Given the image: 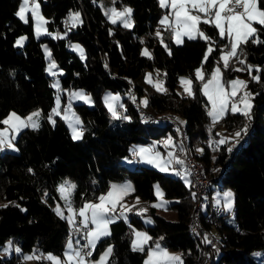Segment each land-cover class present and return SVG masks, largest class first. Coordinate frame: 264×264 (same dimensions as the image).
<instances>
[{"label":"trees","instance_id":"trees-1","mask_svg":"<svg viewBox=\"0 0 264 264\" xmlns=\"http://www.w3.org/2000/svg\"><path fill=\"white\" fill-rule=\"evenodd\" d=\"M97 1L38 0L41 14L49 21L46 24L48 29L67 34L62 39L42 36L36 40L30 19L24 25L15 16L19 0H0V120L10 111L23 116L37 109L41 110L43 117L39 130L23 129L18 134L16 153H0V201L5 204L14 201L20 206L10 204L7 208H0V247L10 240L23 253L37 249L60 255L69 236V225L53 211L55 205L61 204L57 185L68 180L77 186L72 194L73 207L77 208L104 192L109 182L128 180L135 189L125 197L128 201L134 197L144 202L153 200L154 183L160 186L164 198L175 200L169 205L176 212L173 222L155 215L152 207H148L147 213L154 222L145 227L135 213L128 214V220L134 227L144 228L152 237L145 251L153 246L154 241L164 237L161 245L179 251L184 264L202 263L205 243L190 227L195 203L191 184L186 186L179 177L167 176L152 168H131L121 163L122 159L129 157V148L133 144L163 137L166 131L173 136L176 133L179 138L177 129L160 120L163 126L158 131L144 134L139 123L148 125L158 120L142 121L137 105L132 107L127 98L123 99L126 113L131 114L133 110L136 120L123 124L110 121L101 103V94L105 91H133L137 99L146 95L148 105L143 110L147 114L175 116L185 121L183 125L190 155L201 164L211 184L229 187L234 193L231 223L223 212L217 223L206 220L204 214L201 216V234L214 229L213 236L217 239L218 254L210 258V264H264V45L248 42L241 46L242 52L238 49L237 56L230 61L239 63L243 59L245 64L261 69V83L247 77L248 89L254 94L259 93L252 101L251 121L229 113L219 122L228 131L240 130L247 123V134L231 153L226 150L228 145L221 146L219 151L210 150L205 140L209 135L213 138L214 131L212 129L209 133L206 101L199 82L193 77V70L201 66L205 51L211 44L213 52L202 69L206 78L217 63L226 40L218 37L214 25L201 24L210 41L184 38L182 45H174L170 36L164 33L162 44L154 34L159 29L157 22L162 12L157 0H116L113 3L116 7H131L134 22L131 29L108 23L96 5ZM259 5L264 8V0H259ZM70 10L81 13L82 23L75 28L65 24ZM254 27L260 28L255 24ZM22 34L27 39L22 47L17 48L15 39ZM258 35L264 40V30H260ZM140 36H144L143 43ZM72 41L84 49V60L67 50V43ZM41 44L50 50L61 71L57 76L61 89H83L92 98L91 107L82 103L72 105L85 129L83 139L79 141L70 138L60 118H54L55 126L46 119L53 106L54 89L50 86L52 78L44 72ZM142 45L149 50L151 58L140 54ZM240 66L245 68V65ZM153 69L160 71L159 77L164 81L166 93L140 85L144 71ZM183 74L193 81L192 97L175 93L178 77ZM224 74L225 79L234 74L245 76L247 70L232 71L228 68ZM197 146L203 149L199 155L195 153ZM29 168L33 170L31 173ZM45 192L48 193L46 197ZM109 227L111 236L97 243L91 258L111 245L114 248L113 255L109 257L111 264H141L145 251H132L125 223L118 219ZM253 251H259L260 256L253 255ZM0 264L23 263L18 254H12L0 258ZM36 264L49 263L40 260Z\"/></svg>","mask_w":264,"mask_h":264},{"label":"snow or ice","instance_id":"snow-or-ice-1","mask_svg":"<svg viewBox=\"0 0 264 264\" xmlns=\"http://www.w3.org/2000/svg\"><path fill=\"white\" fill-rule=\"evenodd\" d=\"M115 2L116 0H113L114 4ZM159 6L161 8L171 9L168 14L161 18L159 24L171 31L174 43L177 45H182L185 37L188 40H197L199 38L206 42L210 41L211 38L205 34L200 25H214L219 31L220 39H226L228 42L225 44L224 48L220 49L221 54L219 61L223 62L224 69L229 68V62L233 57L237 56L238 49L242 52V45L248 42L254 45H264V40H261L258 35L260 30H264V8L260 7L259 0H159ZM101 8L104 15L112 24H117V22H119L125 28L130 29L133 27V10L130 7L125 6L120 11H117L115 7L105 9L103 5H101ZM27 12H31L37 38L41 35H49L52 36L53 39L63 38L59 33L53 35L45 28V25L49 23V21L41 14L38 0H22L18 11L15 12V16L27 24L29 23L26 17ZM81 23V13L70 10L68 18L65 21L66 26L71 25V27L75 28ZM254 24L259 25L260 28L254 27ZM109 33L111 34V29ZM66 34L67 33H65V35ZM156 36L161 39V43L163 44L159 29L156 32ZM26 39L27 38L24 36L17 38L14 46L22 47ZM141 43H143L142 39ZM42 47L44 48L45 58L50 61L45 71L48 72L49 75L55 76L57 73L54 72L53 69L57 68V65L47 46ZM71 47L78 51L81 60L85 59V53L82 47L79 45H71ZM164 47L167 50L168 46L166 44ZM212 52L213 48L211 44H209V47L205 51L201 66L195 70L196 80L201 82L200 91L203 96L207 98L208 104L210 105V107L206 106V114L211 120L208 129L210 134L212 128L229 113L232 115L239 114L243 116L246 121H251L254 107L252 101L255 95H259V93L254 94L248 90V81L239 78L226 82L222 81L223 73L219 67L213 68L212 72L207 75V79L205 80L206 74L202 69L204 68V63L209 60ZM169 54L171 55L170 51ZM141 55L151 58V54L146 49L141 52ZM239 63L245 65V68L233 69L234 71L247 70L252 81L261 83V69L259 66L245 64V60L243 59L239 60ZM105 67H107V64ZM254 68L257 73L256 75H252ZM146 81L153 84L157 92H167V89L163 87L164 81L158 80L153 83L150 73L146 75ZM180 83L183 87L184 94L192 97L194 95L192 88L193 81L186 77H180ZM50 86L57 90V95L55 106L47 115V121L55 126L56 120L53 119V117L59 116L68 124L73 141L83 139L85 129L82 126L80 117L74 112H71L70 105L61 111L59 93L63 90L61 89L59 80H56ZM262 87H264V85H262ZM69 96L71 99L83 100L86 104L92 103L91 96L84 93L83 90L71 92ZM130 98L135 101V96H131ZM119 101L120 97L118 94L113 95L108 93L104 97L105 106L111 114L112 119L130 120V117L125 115L124 112L118 111V109H124V105ZM140 103L144 106L148 105L147 99L142 100ZM42 118V113L39 109L29 113L26 117H21L15 111L9 112L3 120H0V124L5 126L0 129V152L5 150L18 151L15 144L18 134H20L23 129L30 128L33 131L39 130ZM184 123L185 121L180 120V124ZM248 127L249 125L245 123L244 126L231 137L221 136L218 140L210 139L209 147H212L214 151H219L221 150V146L230 144L226 150L228 153H231L244 138V135L247 134ZM177 131L179 132V129H177ZM216 135H219V133ZM162 144L165 149H173L172 151H168L167 157L161 156V154L155 150L154 145L150 147H140L135 151L134 155L138 156L143 163L157 168L160 172H169L171 170L175 175L184 179L186 186H189L190 181L186 178L185 170H176L171 167L173 164L181 166L184 164V161L175 154L176 146L173 144L172 137L169 136ZM179 150L181 152L184 151V146L182 144L179 146ZM197 151L202 153L203 149H197ZM215 159L216 157H213V160ZM28 171L31 173L33 170L29 168ZM214 171H219V169H214ZM76 187L74 183L68 180H65L59 185L57 191L60 193V199L64 201V205L62 208L60 204H57L53 209L60 219L67 221L70 228L69 239L65 246L63 258L57 257L51 253L37 255V249H34L32 254H23L22 249L15 246L12 241L7 242L3 250L0 251V255H7L10 251H14L22 257L23 261L46 260L50 261L51 264H111L109 257H111L114 252V248L111 245L100 254L98 259L90 258L93 257V252L97 248V243L101 241L102 238L111 236L109 227L111 224L121 218L127 222L126 213L131 212L135 206H126L122 201L124 197L134 192L135 189L130 182H126L123 185L112 184L107 193H102L96 197L97 203L85 201L83 205L77 209L73 207L72 202V194L76 190ZM44 195L46 197L48 193L45 192ZM154 195L157 201L152 207L166 209L170 202L163 199L164 193L159 185H154ZM192 195L193 198L196 197V193L193 192ZM233 198L234 193L231 190H227L222 194L217 193V195L213 197V200L216 206L222 207L223 211L231 212L234 203ZM139 203L140 198L137 197L136 204L138 205ZM10 204L15 207H20L14 201H9L6 204H0V208H7ZM65 210L67 211V215L64 214ZM21 211L26 210L21 209ZM146 212L147 209L141 207L138 209L137 214L143 216ZM77 217H79V220H77ZM153 222L154 221L150 217L145 220V223L148 224ZM193 231L195 232V228ZM132 232L134 235V239L131 242L132 251L144 252L145 246L149 244L152 237L149 236L147 232L137 231L135 229H132ZM75 233L80 234V239H75ZM74 239L76 247L73 245ZM81 239L85 241L82 245ZM163 239L164 237H160L159 240L154 241L153 246L147 248V256L144 260V264H184L182 254L170 253L166 247L161 245L160 241ZM203 243L212 244V240L205 235ZM213 247H215L214 244ZM254 255L260 254L255 253Z\"/></svg>","mask_w":264,"mask_h":264},{"label":"rangeland","instance_id":"rangeland-1","mask_svg":"<svg viewBox=\"0 0 264 264\" xmlns=\"http://www.w3.org/2000/svg\"><path fill=\"white\" fill-rule=\"evenodd\" d=\"M21 2H22V0H19V4H18V7H17V11H18V9H19V7H20ZM157 3H158V6H159V0H157ZM96 5L98 6V8L100 9L101 13L103 14V16L105 17V19H106V21H107L108 23H111V22H110V21L108 20V18L104 15V12L102 11L101 5H103V7H104L105 9H106V8L115 7V8L117 9V11L122 10L123 7H125V6L130 7V6H128V5H121V6H119V7H116V6L113 5V0H98V1L96 2ZM159 7H160V6H159ZM130 8H131V7H130ZM160 8H161V7H160ZM161 9H162V12H161V14H160V16H159V18H158V22H157V23H158V28H159V30H160V32H161V37H162V34L166 33V34H168V35L170 36L171 42H172L174 45H177V44L174 43V39H173V35H172L171 31L168 30V29H166V28H164L163 26H161V25L159 24V21L161 20V18H162L163 16H165L166 14H168V13L171 11V9H170V8H161ZM73 12H77V11H73ZM68 14H69V12H68L67 15H66V20H67V18H68ZM201 15H203V14H201ZM26 17H27L28 19H30L31 28H32V35H33L34 39L37 40V39H39V38L42 37V36H48V37H51V38H52V36H49V35H41L39 38H37L36 35H35V30H34V21H33L32 18H31V12H27V13H26ZM17 18H18V17H17ZM18 20H19L21 23H23L24 25H26V23H24L23 21H21L19 18H18ZM46 20H47V19H46ZM111 24H112V23H111ZM117 24H119V25H121V26L123 27V25L120 24L119 22H117ZM68 26L71 27V25H68ZM214 27H215V26H214ZM45 28L47 29L48 32L52 33L53 35H55L56 33H59L62 37H65V32H59V31H55V30H49L48 27H47V25H45ZM124 28H125V27H124ZM127 29H129V28H127ZM130 29H131V28H130ZM215 29H216V28H215ZM157 30H158V29H156V30L154 31V34H155V35H156ZM216 31H217V34H218V37H219V31H218L217 29H216ZM21 36L26 37L24 34H22V35L17 36V38H19V37H21ZM17 38L15 39V41L17 40ZM185 38H186V37H185ZM219 38H220V37H219ZM141 39L143 40V39H144V36H140L139 40L141 41ZM158 39H159V41H161L160 38H158ZM186 39H187V38H186ZM225 40H226V39H225ZM25 41H26V40H25ZM25 41H24V43H25ZM227 43H228V42H227V40H226V44H227ZM14 44H15V42H14ZM23 45H24V44H23ZM71 45H79L80 47H82V46H81L78 42H75V41H72V42L67 43V50H69V51L75 53V54L80 58V55H79L78 51L74 50V49L71 47ZM252 45H254V44H252ZM42 46H46V45H45V44H41V45H40V48H41V51H42V54H43V57H44V60H45L44 72H45V74H46L47 76H49L50 78H52V79H51V84H53L56 80H58L57 76L61 74V71H60V69H58V68L53 69V71L57 73V75H55V76L49 75L48 72L45 71V69L48 67V64H49L50 61H48V60L45 58V52H44V48H43ZM224 46H225V45L221 46V49L224 48ZM16 47L19 48V46H16ZM208 47H209V46H208ZM208 47H207V48H208ZM145 49L149 52V50L145 47V45H142L141 48H140V54H141V52H142L143 50H145ZM206 50H207V49H206ZM149 53H150V52H149ZM220 54H221V53H220ZM220 54H219V57H220ZM144 57L149 58L148 56H144ZM80 59H81V58H80ZM230 61H231V60H230ZM215 67H219V68L221 69V71H222V73H223V75H222V81H225V82L228 81V80L236 79V78H239V79H241V80L248 81L247 77H248V78H251V77L249 76L248 72H247V75H245V76H242V75H240V74H234L232 77H229V78H226V79H225L224 77L226 76V74H224V71H225L226 69H224L223 62H220V61H219V58H218L217 63H216V64L212 67V69L210 70L209 74L212 72L213 68H215ZM197 68H199V67H197ZM197 68H195V69L193 70V77H194V79H196V72H195V70H196ZM238 68H242V66H240V63L229 62V69H232V71H234L233 69H238ZM254 69H255V68H254ZM149 73L151 74V79H152L153 83H155V82L158 81V80H162V79L159 77V75H160V71H158V70H156V69H153V70H146V71H144V73H143V75H142V78H141V80H140V85H142L143 87H144V86H145V87H148V88L152 89L153 91L157 92L156 89H155V87H153V84L148 83V82L146 81V75L149 74ZM256 74H257V73H256V70H255V71H252V75H256ZM180 77H186V78L191 79V78H190L188 75H186V74L180 75V76L178 77V80H177V87L175 88V93H176V94H179V95L187 96L186 94H184L183 87L181 86V83H180ZM206 79H207V77L205 78V80H206ZM198 82H199V86H200L199 88H201V82H200V81H198ZM163 87H165L164 84H163ZM52 88H53V87H52ZM53 89H54V100H53V106L51 107V109L55 106V103H56V95H57V90H56L55 88H53ZM80 90H83V89H69V90H63V91H60L59 95H60V108H61V111H62L65 107H67V106L70 105V106H71V109H70L71 112H74V113L77 115V113L73 110V107H72L73 104H76V103H82V104H84V105L87 106V107H91V106L93 105V103H91V104H86V103H84L83 100H80V99H71V98H70L69 93H71V92H76V91H80ZM248 90H249V89H248ZM249 91H250V90H249ZM83 92L86 93V94H88V93L85 92L84 90H83ZM108 93H111V94H113V95H117V94H118L119 97H120V101H119V102L122 103V104L124 105V109H118V111L124 112L125 115H127V116L130 117V120H136V116H135V113H134L133 110H132L131 114H127V113H126V111H125V110H126V103L123 101V99H124V98H127L128 103L131 104L132 107H133L134 104H136L137 106L141 107V109H143L144 105H142L140 102H141L142 100H145V99H146V95H145V94L139 96L138 99L135 98V101H133V100L130 98L131 96H135L133 91H132L131 93H130V92H129V93H128V92H126V93H118V92H109V91H105V92H103V93L101 94V96H100V100H101V103H102L103 107L106 109V111H107V113H108V117H109L110 121H112V122H114V121H118V122L121 123V124L126 123V122H128V121H130V120L112 119L111 114H110L109 111L107 110V108H106V106H105V103H104V97H105ZM159 93H162V92H159ZM201 94H202V92H201ZM88 95H89V94H88ZM202 95H203V94H202ZM203 97L205 98V101H206V105H205V111H206V106H207V107H210V105L208 104L207 98H206L205 96H203ZM51 109H50V111L48 112V114L51 112ZM149 110H151V109H149ZM34 111H35V110H34ZM151 111H153V112H161V111H158V110H155V111H154V110H151ZM10 112H11V111H10ZM32 112H33V111H32ZM162 112H165V110L162 109ZM30 113H31V112H30ZM28 114H29V113H27L26 115H23V116H21V117H26ZM7 115H8V114H7ZM7 115H6V116H7ZM6 116H5V117H6ZM77 116H78V115H77ZM5 117H4V118H5ZM55 117L60 118L59 116H54L53 119H54ZM4 118H3V119H4ZM208 118H209V117H208ZM3 119H2V120H3ZM46 119H47V116H46ZM60 119H61V118H60ZM61 120H62V119H61ZM176 120H177L178 122H180V119H177V117H176ZM62 121H63L64 125H66V127H67V129H68V133H69V135H70V138L72 139V136H71V130L69 129L68 124L65 123L64 120H62ZM210 124H211V120H210V118H209V125H210ZM139 126L144 130V134H145V133H152V132L158 131V129L161 128V127L163 126V123L160 122V121H155V122H153V123H151V124H148V125L143 124V123H142V124L139 123ZM4 127H5L4 125L0 124V129H2V128H4ZM212 129H213V131H214V136H213V138L209 135V137L205 140L206 143L208 144V146H209V140H210V139L218 140V139H220L221 136H224V137H231L236 131L239 130V129H234V130L228 131V130H226V129L223 127V125H221L220 123H218V124H217L214 128H212ZM217 133H219V135H216ZM169 136L172 137V139H173V144L176 146L175 149H177V145H178V143H177V138H178V135L175 133V136H173L169 131H166V134L164 135V137H163L162 140H161V139L158 140V137H157V138H151V139H149V141H148L147 143H137V144H133V145H131L130 148H129V157L122 159V160H121V163L124 164V165H126V166H128V167H131V168H132V167H135V166H144V167H147V168L155 169V170H157L158 172H160L157 168H154L153 166H151V165H149V164H146V163H143L142 161H140V158H139L138 156H135L134 153H135V151H136L138 148H140V147H150V146H153V145H154V146H155V150L158 151V152L161 154V156H163V157H167L168 151H172L173 149H165V148L163 147L162 142H163L165 139H167ZM229 146H230V144H228V147H229ZM160 147H161V148H160ZM209 148H210V150L212 149V147H209ZM197 149H202L201 146H197V147L195 148V153L198 154V155L201 154V152L197 151ZM5 151H7V152H11V153H16V152H17V151L14 152V151H11V150H5ZM5 151H3V152H5ZM175 152H176V150H175ZM0 153H1V152H0ZM211 157L213 158V156H211ZM171 167H172V168H175L176 170H181V169L185 170L184 167H183V165L181 166V165L173 164ZM160 173H163V174H165V175H167V176H171V177H179V179L185 184L184 179H182L180 176L175 175L171 170H170L169 172H160ZM185 175H186V174H185ZM186 178H187V175H186ZM187 180H188V178H187ZM64 181H65V180H62V181L57 185V189H58L59 185H61ZM126 182H128V180H126V181H125V180H122V181H119V182H109V184H108L106 190H105L104 192H102V193H107V192L109 191L110 185H112V184L123 185V184H125ZM154 185H157V184L154 183V184L152 185V192H153V197H154L153 200H151V201H149V202H147V201L144 202L143 200H140V203H139L138 205L136 204V198H137V197H134V198L130 199L129 201L124 197V199H123V201H122V203H123L124 205H126V206H135V207H133V209H136L135 214H136V215L138 216V218L140 219V222L142 223L143 227L150 225V224H148V223H145V220H146L147 218H149L150 216H149V214H148L147 212H146L143 216L137 214V212H138V209L141 208V207L146 208V209L148 210V207H152V205H153L154 203H156L157 198H156V196L154 195ZM227 190H231V191H232V189H230L229 187H218L216 184H212V187H211V189H210L211 197L213 198V197H215V196L217 195V193H221V194H222L224 191H227ZM232 192H233V191H232ZM102 193H101V194H102ZM57 194H58V197H59V200H60V203H61L60 205H61V207L63 208L64 201L60 199V193H59L58 191H57ZM101 194H99V195H101ZM99 195H98V196H99ZM98 196H97V197H98ZM163 199L169 201L170 203L167 205L166 209H165V208H155V207H152V208L154 209V213H155V215H157V216H159V217H162V218L166 219L167 221L173 222V221H175V219H176V212H175L172 208H170L169 205L172 204L175 200H173V199H167V198H164V197H163ZM233 200H234V198H233ZM89 201L92 202V203H97V202H98L96 198L91 199V200H89ZM214 203H215V201H214ZM0 204H5V203L2 202V201H0ZM82 205H83V204H82ZM82 205H81V206H82ZM81 206H79V207H81ZM194 206H196L195 203H194L193 207H194ZM55 207H56V205L53 207V209H54ZM79 207H77V209H78ZM219 207L221 208L223 214H225L226 216H228V217H227V219H228L227 221H228L229 223H231V222H232V211H231V212H226V211H223V209H222L221 206H219ZM201 209H202V213H203V214L206 213L207 210H206L205 204H203V206L201 207ZM64 214L67 215V211H66V210H65ZM128 214H129V213L127 212V213H126V216H127V222H126L123 218H121L120 220H122V221L125 223V225H126V229H127V232H128V238H129V244H130V247H131V242H132V240L134 239V235H133L132 229H135V230H137V231H142V232H146V231H145L144 228H137V227H134V226L129 222V220H128V218H129ZM132 214H133V213H132ZM150 218H151V217H150ZM77 220H79V217H77ZM211 223H212V222H211ZM130 225H131V227H130ZM212 226H215V225H212ZM68 228H69V227H68ZM214 233H215V232H214V229H211V231H207V232L201 234V237H202L203 239H204V236L207 235L208 238L211 239V240H212V243H214V245H215V247H214V253H213V254H209L208 258H206L207 260H206V259L204 260V246H211V244H206V243H205V245L203 246V258H202V263H201V264H203V263H204V264H206V263L208 264L209 261H210V258H211V257H214L215 254L218 253V251H217V239H216L215 236H213ZM68 239H69V236L67 237V239H66V241H65V244L67 243ZM8 241H10V240H7V241L5 242V244H4L2 247H0V251L3 250L4 246L7 244ZM15 246H17V245H15ZM107 247H108V246H107ZM107 247H105L103 250H101L100 252H98V254L96 255L95 258H90V259H98L99 256H100V254H101V253H102ZM131 249H132V248H131ZM167 249H168V248H167ZM33 250H34V249H32L30 252L23 253V254H32V253H33ZM168 251H169L170 253L180 254L179 251H176V250H173V249H168ZM48 253H51V252H41V251H38L36 254H37V255H39V254H44V255H46V254H48ZM63 253H64V251H62L60 255L53 254V253H51V254H53V255H55V256H57V257L63 258ZM255 253H259V254H260L259 251H253V252H252L253 255H254ZM12 254H16V253H15L14 251H10L7 255H0V258H6V257H9V256H11ZM16 255H17V254H16ZM146 256H147V250L143 253V260H142V263H141V264H144V260L146 259ZM255 256H260V255H255ZM20 259H21V261H22L23 264H36V260H32V261H23L21 256H20ZM44 261H46V260H44ZM46 262L49 263V264H51L50 261H46Z\"/></svg>","mask_w":264,"mask_h":264},{"label":"bare ground","instance_id":"bare-ground-1","mask_svg":"<svg viewBox=\"0 0 264 264\" xmlns=\"http://www.w3.org/2000/svg\"><path fill=\"white\" fill-rule=\"evenodd\" d=\"M137 108H138V112L139 113H141L142 114V121H154V120H160V121H163V122H165V124H167V125H171V126H173V128H175V129H178V127H177V125L179 126V129H180V131L178 132L179 133V138H178V147H177V149H175L176 150V152H175V154L177 155V156H179V158L181 159V160H183L184 161V164H183V167H184V169H185V171H186V165H185V159L188 161V162H190V163H192V165H193V167H197V174H198V176H199V178L200 179H209L208 177H207V175L204 173V170H203V168H202V166H201V164L199 163V162H197V160H195L191 155H190V153H189V149H188V143H187V140H186V136H185V128H184V125L183 124H180V122H178L177 120H176V117L174 116H165V117H155V116H152L151 114H147L146 112H144V110L142 111L141 110V107H139V106H136ZM143 112H144V114H143ZM144 115L145 116H147L148 118H150V119H146L145 117H144ZM154 119V120H153ZM168 120H170V121H168ZM176 122V123H174V122ZM161 138H163V137H161ZM183 145L184 146V151H183V153H184V158H183V156L182 155H180L178 152H177V150H179V146L180 145ZM190 180H191V178H190ZM213 183V182H212ZM191 186H192V188H193V192L194 193H196V185H195V183H192V180H191ZM211 187H212V184H211V180L210 181H206L205 182V184H204V186H203V195H204V200H200V202H199V204H198V207H197V209H196V206H194L193 207V210H192V212H191V222H190V227H191V229H192V225H193V220H194V216H195V222H196V224H197V226H198V228H199V231L197 230V229H195V232L193 231V229H192V231L194 232V233H196L197 234V236L199 237V238H201V231H200V225H201V216H202V209H201V207L203 206V204H205V207H206V213H204V215L206 216V220H210L211 222H212V220H211V218H212V216H213V209H216L217 211H218V213H217V218H216V220H215V222L217 221H219V217H221L222 216V210H221V208L219 207V206H216L215 205V203H214V200H213V198L211 197V192H210V189H211ZM195 199V204H196V197L194 198ZM204 218V217H203ZM204 220V219H203ZM216 222V223H217ZM213 223V222H212ZM215 223V224H216ZM211 225V224H210ZM219 225V224H218ZM207 231V230H206ZM214 244V243H213ZM218 251V250H217ZM213 253H214V247H213ZM216 254H218V253H216ZM215 254V255H216ZM208 256H209V254H208ZM208 256L206 257V258H208ZM207 260V259H206ZM204 264V263H203ZM207 264V263H206ZM208 264H210V261H209V263Z\"/></svg>","mask_w":264,"mask_h":264},{"label":"built area","instance_id":"built-area-1","mask_svg":"<svg viewBox=\"0 0 264 264\" xmlns=\"http://www.w3.org/2000/svg\"><path fill=\"white\" fill-rule=\"evenodd\" d=\"M141 110L143 111V109H141ZM143 114H144V112H143ZM144 117L146 119H150V118H148L145 115H144ZM168 121H170V120H168ZM174 123H176V122H174ZM177 127L179 129V126L178 125H177ZM179 131H180V129H179ZM159 139L162 140L163 138L158 137V140ZM177 152L180 155H182L183 158H184V153L183 152H181L180 150H177ZM185 165H186V173L191 178L192 183H195V185H196V209H197L200 200H204L203 186H204L205 182L206 181H210V179H200L199 176H198V174H197V167H193L192 163L188 162L186 159H185ZM135 212H136V209H133L131 212H128V213H135ZM217 213H218V211L216 209H213V216L211 218V220H212L213 223L215 222V220L217 218ZM194 228L199 231V228H198V226H197V224L195 222V216H194L193 225H192V229H194ZM68 232L70 233V228H68ZM74 236H75V239H80V234L79 233H75ZM75 239L73 240V242H74V245L76 247ZM84 242L85 241L83 239H81V245ZM208 254H213V243L211 244V246H204V260L206 259V257L208 256Z\"/></svg>","mask_w":264,"mask_h":264},{"label":"crops","instance_id":"crops-1","mask_svg":"<svg viewBox=\"0 0 264 264\" xmlns=\"http://www.w3.org/2000/svg\"><path fill=\"white\" fill-rule=\"evenodd\" d=\"M163 137H164V135H163ZM160 148H161V147H160ZM185 174L187 175L188 181H190V184H191L190 177L188 176V174L186 173V171H185ZM125 181H126V180H125ZM73 245H74V242H73ZM65 246H66V244H65V242H64V244H63V250H62V251L65 250ZM74 247H75V245H74Z\"/></svg>","mask_w":264,"mask_h":264}]
</instances>
